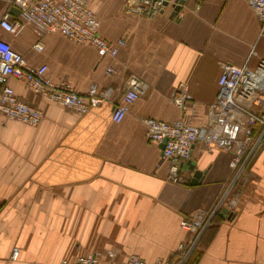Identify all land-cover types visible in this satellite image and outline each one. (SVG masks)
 <instances>
[{
	"label": "crops",
	"instance_id": "obj_1",
	"mask_svg": "<svg viewBox=\"0 0 264 264\" xmlns=\"http://www.w3.org/2000/svg\"><path fill=\"white\" fill-rule=\"evenodd\" d=\"M124 1L89 0L100 36L125 41L115 58L57 34L39 37L32 24L17 36L0 29V39L30 66H46L52 80L79 92L91 84L107 92L104 103L78 115L8 81L43 117L32 127L0 115V264H62L90 253L176 264L178 245L190 238L180 220L218 203L187 264H264V134L236 170L230 152L194 144L181 168L187 183L172 184L141 122L190 119V108L179 110L167 99L180 86L196 105L194 124L205 122L219 64L254 67L251 52L264 53L253 12L245 0H187L177 12L166 7L149 18L134 14L133 2L124 9ZM5 13L19 18L0 0V20ZM38 42L41 52L32 48ZM131 78L146 85L145 93L114 123L113 107ZM196 172L204 173L200 180ZM223 208L230 218L220 216Z\"/></svg>",
	"mask_w": 264,
	"mask_h": 264
},
{
	"label": "built area",
	"instance_id": "obj_2",
	"mask_svg": "<svg viewBox=\"0 0 264 264\" xmlns=\"http://www.w3.org/2000/svg\"><path fill=\"white\" fill-rule=\"evenodd\" d=\"M2 1L19 11L18 19L12 20L11 15L5 13L0 20V29L13 36H17L27 25L32 24L39 37L57 34L73 44L92 46L100 58L106 56L115 58L120 48L125 46L122 39L110 43L100 36L99 21L89 0ZM186 1L125 0L124 9L133 2L131 11L134 14L150 18L161 14L166 7L175 8L180 2L184 4ZM245 2L260 26V35L264 36V0ZM32 48L41 52L43 46L38 42ZM250 55L257 59L254 67L224 62L219 64L217 93L213 102L207 106L206 120L202 124H194L192 119L196 105L192 103L190 94L182 86L174 89L167 99L179 110L186 111L190 108V119L171 122L152 118L142 119L146 140L159 146L163 144L160 159L167 163V177L172 184L187 183V177L181 168L189 160L192 146L196 143L208 150L217 148L230 152L232 159L229 166L233 170L238 169L240 163L244 161L246 150L259 144L264 134V113L260 110L263 102L261 97L264 93V53L258 55L252 51ZM107 72H111V69L108 68ZM10 79L26 85L42 100L65 107L78 115L99 106L107 98V92L101 91L95 84H91L85 92H79L65 80H52L47 75L46 66H30L21 54L0 39V114L6 119L32 127L40 124L42 111L21 100L9 86ZM145 89L146 85L139 79L131 78L121 103L113 107L112 122L120 123L131 106L145 93ZM220 209L221 203H218L206 210L198 209L194 214L180 220V229L190 238L178 245L179 258L176 264H187L202 232ZM18 255V249L13 248L11 260H16ZM62 264H145V262L136 255L115 261L113 253L106 254L104 259L100 254L90 253L78 255L70 261L63 260Z\"/></svg>",
	"mask_w": 264,
	"mask_h": 264
},
{
	"label": "water",
	"instance_id": "obj_3",
	"mask_svg": "<svg viewBox=\"0 0 264 264\" xmlns=\"http://www.w3.org/2000/svg\"><path fill=\"white\" fill-rule=\"evenodd\" d=\"M181 5H183V2H180V5L177 6V7H175L173 13H174V12H177V11L179 10V8H180ZM12 10H13V12H14L15 14L19 15V11H18L17 9L12 8ZM159 147H160V149L162 150V149H163V144H161ZM203 175H204V173L196 172V173L194 174V179H198V180H200V179L203 177ZM194 181H195V180H194ZM191 185H195V182H193V184H191ZM227 215H228V218H230L231 214H229V212H228L227 209L223 208V209L221 210L220 216H222V217H226Z\"/></svg>",
	"mask_w": 264,
	"mask_h": 264
},
{
	"label": "rangeland",
	"instance_id": "obj_4",
	"mask_svg": "<svg viewBox=\"0 0 264 264\" xmlns=\"http://www.w3.org/2000/svg\"><path fill=\"white\" fill-rule=\"evenodd\" d=\"M0 115H1V114H0ZM3 117H4V116H3ZM17 249H18V248H17ZM18 251H19V250H18ZM17 259H18V258H17ZM17 259H16V260H17ZM16 260H12V261H16ZM171 260H173V258H172ZM172 263H173V261H172ZM174 264H175V262H174ZM190 264H191V263H190Z\"/></svg>",
	"mask_w": 264,
	"mask_h": 264
}]
</instances>
